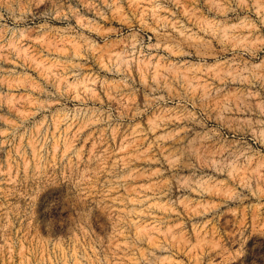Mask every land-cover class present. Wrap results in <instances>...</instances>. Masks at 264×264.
Masks as SVG:
<instances>
[{"label": "rangeland", "instance_id": "obj_1", "mask_svg": "<svg viewBox=\"0 0 264 264\" xmlns=\"http://www.w3.org/2000/svg\"><path fill=\"white\" fill-rule=\"evenodd\" d=\"M0 264H264V0H0Z\"/></svg>", "mask_w": 264, "mask_h": 264}, {"label": "bare ground", "instance_id": "obj_2", "mask_svg": "<svg viewBox=\"0 0 264 264\" xmlns=\"http://www.w3.org/2000/svg\"><path fill=\"white\" fill-rule=\"evenodd\" d=\"M159 247V246H158Z\"/></svg>", "mask_w": 264, "mask_h": 264}]
</instances>
